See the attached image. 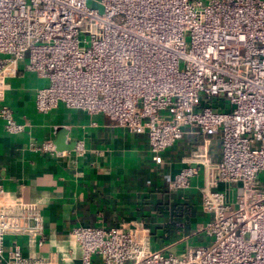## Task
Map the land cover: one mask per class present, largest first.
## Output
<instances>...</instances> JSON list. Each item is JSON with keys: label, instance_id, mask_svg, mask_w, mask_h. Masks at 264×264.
Segmentation results:
<instances>
[{"label": "built area", "instance_id": "1", "mask_svg": "<svg viewBox=\"0 0 264 264\" xmlns=\"http://www.w3.org/2000/svg\"><path fill=\"white\" fill-rule=\"evenodd\" d=\"M20 69L45 81L38 112L63 104L105 116L146 134L154 162L188 132L220 139L218 161L207 139L168 186L185 191L202 169L204 219L187 237L154 249L138 221L74 227L81 264H264V0H0V102ZM0 118L7 133L24 132L4 104ZM29 147L58 153L50 141ZM9 235L44 244L34 192L0 182V264H56L5 249Z\"/></svg>", "mask_w": 264, "mask_h": 264}, {"label": "crops", "instance_id": "2", "mask_svg": "<svg viewBox=\"0 0 264 264\" xmlns=\"http://www.w3.org/2000/svg\"><path fill=\"white\" fill-rule=\"evenodd\" d=\"M44 82L20 69L7 80L0 102L25 126L24 132L11 135L0 118V182L11 193L22 186L34 192L44 233L41 247L27 235H9L3 240L4 248L15 243L26 256L53 258L56 264H81V251L71 242L74 227L114 228L138 221L150 231L154 249L187 237L194 223L204 219L199 190L202 169L187 190L170 193L168 186L205 140L210 159L218 161L219 136L188 132L154 162L146 134L132 133L105 116L88 115L63 104L48 113L38 112L34 96ZM32 141H50L58 153L34 152L29 147ZM78 142L83 143L82 154L76 151ZM186 197L194 217L173 219L161 210L165 203H179ZM92 264L101 261L95 256Z\"/></svg>", "mask_w": 264, "mask_h": 264}, {"label": "trees", "instance_id": "3", "mask_svg": "<svg viewBox=\"0 0 264 264\" xmlns=\"http://www.w3.org/2000/svg\"><path fill=\"white\" fill-rule=\"evenodd\" d=\"M187 197L182 202H175L174 200L171 203H165L162 205L161 210H166L173 219H181L188 220L191 217L195 216L194 208L191 205L187 204Z\"/></svg>", "mask_w": 264, "mask_h": 264}, {"label": "rangeland", "instance_id": "4", "mask_svg": "<svg viewBox=\"0 0 264 264\" xmlns=\"http://www.w3.org/2000/svg\"><path fill=\"white\" fill-rule=\"evenodd\" d=\"M229 191H230V196H231L232 200L234 201V197H235V195L237 194V191H238V190H237L236 187L230 186V187H229ZM201 241H202V240H201ZM201 241L196 240V241H195L196 243H193V245L200 244ZM204 242H207V240L204 239Z\"/></svg>", "mask_w": 264, "mask_h": 264}]
</instances>
